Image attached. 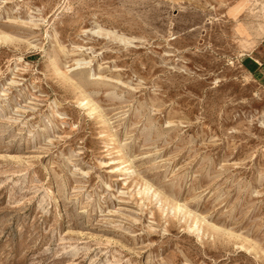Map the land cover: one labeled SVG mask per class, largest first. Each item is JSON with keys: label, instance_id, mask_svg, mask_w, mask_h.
<instances>
[{"label": "rangeland", "instance_id": "374dc122", "mask_svg": "<svg viewBox=\"0 0 264 264\" xmlns=\"http://www.w3.org/2000/svg\"><path fill=\"white\" fill-rule=\"evenodd\" d=\"M264 0H0V264H264Z\"/></svg>", "mask_w": 264, "mask_h": 264}, {"label": "crops", "instance_id": "0c3cea01", "mask_svg": "<svg viewBox=\"0 0 264 264\" xmlns=\"http://www.w3.org/2000/svg\"><path fill=\"white\" fill-rule=\"evenodd\" d=\"M255 66H254V74L260 78H264V53L260 56H255L254 58Z\"/></svg>", "mask_w": 264, "mask_h": 264}]
</instances>
